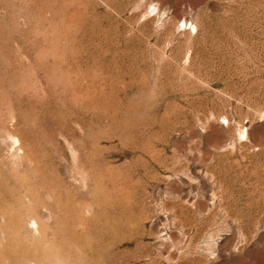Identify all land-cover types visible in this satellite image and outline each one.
<instances>
[{
	"label": "rangeland",
	"instance_id": "rangeland-1",
	"mask_svg": "<svg viewBox=\"0 0 264 264\" xmlns=\"http://www.w3.org/2000/svg\"><path fill=\"white\" fill-rule=\"evenodd\" d=\"M0 264H264V0H0Z\"/></svg>",
	"mask_w": 264,
	"mask_h": 264
},
{
	"label": "bare ground",
	"instance_id": "bare-ground-1",
	"mask_svg": "<svg viewBox=\"0 0 264 264\" xmlns=\"http://www.w3.org/2000/svg\"><path fill=\"white\" fill-rule=\"evenodd\" d=\"M155 11H156V8H155V7H151V8L149 9V13H153V12H155ZM181 24L184 25V26L187 25V23H186L185 21H183ZM190 27H191L192 29H195V26L192 25L191 23H190ZM246 136H247L246 129H243V130L239 133V137H240V139L245 140V139H246ZM15 142H17V140H15ZM16 144H17V143H16ZM33 224H34V223H33Z\"/></svg>",
	"mask_w": 264,
	"mask_h": 264
}]
</instances>
